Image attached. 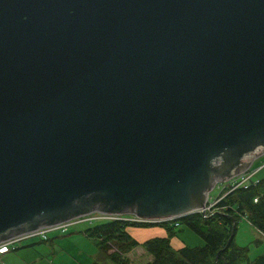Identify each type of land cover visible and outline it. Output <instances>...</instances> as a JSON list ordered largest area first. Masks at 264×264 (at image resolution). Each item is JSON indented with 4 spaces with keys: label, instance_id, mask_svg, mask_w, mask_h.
Here are the masks:
<instances>
[{
    "label": "water",
    "instance_id": "obj_1",
    "mask_svg": "<svg viewBox=\"0 0 264 264\" xmlns=\"http://www.w3.org/2000/svg\"><path fill=\"white\" fill-rule=\"evenodd\" d=\"M263 154L264 0H0V244L182 218Z\"/></svg>",
    "mask_w": 264,
    "mask_h": 264
},
{
    "label": "trees",
    "instance_id": "obj_2",
    "mask_svg": "<svg viewBox=\"0 0 264 264\" xmlns=\"http://www.w3.org/2000/svg\"><path fill=\"white\" fill-rule=\"evenodd\" d=\"M261 172L247 188L231 189V184H228L219 195L225 196L212 207V212L207 217L202 212H195L177 220L154 223L121 217L88 227L84 233L93 238L100 252L116 264H131L128 253L140 245L130 235L128 227L150 225L164 227L167 236L154 237L141 244L152 256V261L148 264H264V252L250 258L249 247L238 245L236 235L228 244L234 225L236 224L237 234L239 223L244 219L264 235V174L260 175ZM181 225L201 236L204 244L185 245L175 250L171 239L182 231ZM90 264L104 263L94 261Z\"/></svg>",
    "mask_w": 264,
    "mask_h": 264
},
{
    "label": "rangeland",
    "instance_id": "obj_3",
    "mask_svg": "<svg viewBox=\"0 0 264 264\" xmlns=\"http://www.w3.org/2000/svg\"><path fill=\"white\" fill-rule=\"evenodd\" d=\"M251 167H249L248 170H246L245 172H247V171H254L256 169H260V171H262L260 175H263L264 174V170H263L264 169L263 168L264 167V154L261 157H258L256 159H254ZM261 168H263V169H261ZM234 180H236V181L240 180V176H236L234 178ZM232 182H230V183L227 182V181H224V182L223 181L222 182H216V184H215L214 188L212 189V191L208 193L209 194V198L207 200V205L209 204V201H212V200L215 201L216 198L219 197V195L222 192V190L228 184H231ZM224 196H225V194L222 197H224ZM222 197H220V198H222ZM98 214L110 216L111 218L123 217L124 219L133 220V221H137L139 219L138 217H136V216H134L132 214L107 215V214H103V213H95L93 215L94 216H97ZM111 218L94 219L91 222L79 223V224H76L74 226H71L69 228V231L67 233H59V234L66 235L65 237H71V236H75V235L79 236L78 240L74 243L76 245V248H73V246H72V247H67V249H70V251L71 250L73 251L74 249L75 250H78V251H79V249L85 250L86 253L88 254L87 255L88 263H91V262H94V261H98V262H101V263H104V264H116V263H114L113 260H111L110 258L104 256L100 252V250H99V248H98V246H97V244H96V242H95V240L93 238L91 239L89 237L90 239L89 238H86V239H83V241H80L81 240L80 238H82V237H80V236H82L80 234H82V231L83 230H85L88 227H93L95 225L101 224L105 220L111 219ZM168 220H174V219L170 217V218H168ZM245 221H247V220L244 219V220H242L239 223L240 228L237 230L238 234L236 236V242L240 246H248L249 247V250H250V258L253 259L254 257H256V256H258V255H260V254H262L264 252V235H262L258 231H255V229H253V227L246 226ZM155 228H164V227L159 226V225H150V226H145V227H141V226H130V227H128V232L130 234H132V235H134V236L137 237L136 233L138 231L141 232L140 230L145 231L147 229H155ZM181 229H182V231L179 232L177 235L181 236V238H184L187 241L188 244H190L192 246H195L196 245L193 242L192 236L195 237V238H199L201 240V245L204 244V240L202 239V237L199 236L198 234H196L189 227H187L185 225H181ZM70 233H72V234H70ZM68 234H70V235H68ZM49 236L52 239L56 235H55V233H50ZM35 239L38 242L37 245H40V246H42L44 248H51V243H50L51 240L41 241V239L40 238H37V237H35ZM29 240L30 239H26V240L22 241L19 245H25V244L29 243ZM64 247H66V246H64ZM11 252H14V251H11ZM54 259H56V257L53 258L52 261H54ZM59 259H62V258L59 257ZM68 260H69V262H63V263L56 262V263H59V264H75L74 261L71 258H68L67 261Z\"/></svg>",
    "mask_w": 264,
    "mask_h": 264
},
{
    "label": "crops",
    "instance_id": "obj_4",
    "mask_svg": "<svg viewBox=\"0 0 264 264\" xmlns=\"http://www.w3.org/2000/svg\"><path fill=\"white\" fill-rule=\"evenodd\" d=\"M234 178L227 180V182L229 183L232 182ZM245 223H246V226L252 227L251 224L248 223L247 221H245ZM239 228H240V225L238 226V229ZM140 231L141 232L138 231L136 233L137 237L130 234L140 243L138 247H136L134 250L128 253V256L131 260V264L150 263L152 261V256L146 252L145 248L141 244H143L146 240L154 238V237L167 236V231L165 228H155V229H147L145 231L143 230H140ZM55 235L56 236L52 238L50 242L51 248H44L40 245H37L38 242L36 241V239L32 238L29 240V243L25 245H20L14 252H10L4 255L2 257V260L6 264H59L56 262H60V263L69 262V260L67 261V259L71 258L75 264H90L88 263V259H87L88 254L86 253L85 250L79 249L78 251L74 249L73 251L72 250L70 251V249H67V247H72V246L73 248H76V245L74 243L78 240L79 236L75 235L71 237H65L66 235H61L59 233H55ZM80 235H82L80 236L82 237L80 238L81 239L80 241H83V239L89 238L84 233V230L82 231V234ZM192 239L196 245H201V240L199 238H195L192 236ZM171 244L175 249H179L185 245H190L187 243V241L184 238H181V236L179 235L174 236L171 239ZM55 257L56 259L52 261L53 258ZM59 257H61L62 259H59Z\"/></svg>",
    "mask_w": 264,
    "mask_h": 264
},
{
    "label": "built area",
    "instance_id": "obj_5",
    "mask_svg": "<svg viewBox=\"0 0 264 264\" xmlns=\"http://www.w3.org/2000/svg\"><path fill=\"white\" fill-rule=\"evenodd\" d=\"M264 168V167H263ZM261 168V169H263ZM260 169H256L254 171H247L244 172L238 176H240V180L236 181L234 180L231 183V189H235L238 187H244L247 188L250 186L252 180H254L259 173ZM222 198L217 197L216 200L209 201V204L206 206L204 210H199V212L204 213V215L207 217L210 215V212H212V207L217 204ZM214 201V202H213ZM116 217V216H115ZM106 218H111L110 216L106 215H100L98 214L97 216L90 215L86 216L77 220L70 221L68 223L62 224L60 226H56L53 228H45L44 230H40L39 232H35L26 236L18 237L15 239H12L4 244H0V264H6L3 260L2 257L11 251H15L20 245V243L26 239H31V238H40L41 240H48L50 238L49 234L50 233H67L69 231V228L71 226H74L79 223L83 222H91L94 219H106ZM116 218H121V217H116ZM116 218H111V219H116ZM137 221L139 222H146V223H154V222H164V221H170L168 218L165 219H147V218H140Z\"/></svg>",
    "mask_w": 264,
    "mask_h": 264
},
{
    "label": "bare ground",
    "instance_id": "obj_6",
    "mask_svg": "<svg viewBox=\"0 0 264 264\" xmlns=\"http://www.w3.org/2000/svg\"><path fill=\"white\" fill-rule=\"evenodd\" d=\"M174 220H177V219H174Z\"/></svg>",
    "mask_w": 264,
    "mask_h": 264
}]
</instances>
